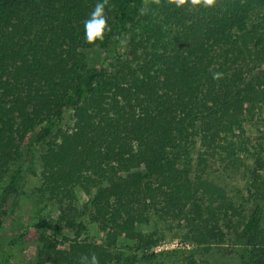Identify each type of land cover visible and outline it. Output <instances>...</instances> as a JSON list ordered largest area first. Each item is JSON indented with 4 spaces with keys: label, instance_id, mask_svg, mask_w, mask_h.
I'll list each match as a JSON object with an SVG mask.
<instances>
[{
    "label": "trees",
    "instance_id": "1",
    "mask_svg": "<svg viewBox=\"0 0 264 264\" xmlns=\"http://www.w3.org/2000/svg\"><path fill=\"white\" fill-rule=\"evenodd\" d=\"M98 2L0 0V229L38 152L35 264H200L214 248L264 264V0H107L111 31L89 44ZM124 37L113 63L89 62ZM167 237L194 250L152 253Z\"/></svg>",
    "mask_w": 264,
    "mask_h": 264
},
{
    "label": "rangeland",
    "instance_id": "2",
    "mask_svg": "<svg viewBox=\"0 0 264 264\" xmlns=\"http://www.w3.org/2000/svg\"><path fill=\"white\" fill-rule=\"evenodd\" d=\"M127 50V37L121 39L117 45L100 52L86 53L89 55V62L95 66H107L113 63L118 55L125 53ZM196 160L197 154L192 155ZM21 167L24 181L22 185V195L18 199V205L13 212L8 216L2 228L0 229V259L2 255L11 253L12 258L9 264H35L37 250L39 249L38 234L29 229L32 219L35 217L36 201L39 199L37 191L40 189L39 181V164L38 152L34 154L24 153L21 161L18 164ZM211 176L223 185L229 192H236L242 189L244 181L240 176V172L228 171L222 172L215 166L211 169ZM80 202L83 204L86 197L79 192L76 193ZM44 202V200H43ZM49 209V208H48ZM88 236L91 240L99 241L100 237L95 233V226L88 225ZM61 240V236H56ZM72 238V235L69 236ZM11 244L10 247L9 244ZM66 247V245H65ZM194 250V246L183 242L179 238H165L161 240L153 249L152 253L159 255L171 252L189 253ZM235 250H238L235 248ZM166 254L161 255L158 261L168 264L169 259L165 258ZM164 258V259H163ZM200 264H239V255L234 252L232 254H225L220 252L217 248L209 251L206 254L198 257Z\"/></svg>",
    "mask_w": 264,
    "mask_h": 264
},
{
    "label": "clouds",
    "instance_id": "3",
    "mask_svg": "<svg viewBox=\"0 0 264 264\" xmlns=\"http://www.w3.org/2000/svg\"><path fill=\"white\" fill-rule=\"evenodd\" d=\"M171 3L175 4L177 7L183 6L188 0H170ZM107 0L103 2H98L95 5L94 11L90 14V17L84 22L85 41L89 44L96 42H103L106 32L111 31V27L108 24L107 18L104 14L105 4ZM216 3V0H191L190 7L204 6L212 7ZM221 74L216 73L215 78H219ZM91 264H98L95 256L91 259Z\"/></svg>",
    "mask_w": 264,
    "mask_h": 264
}]
</instances>
